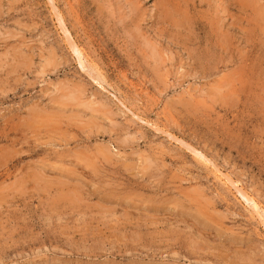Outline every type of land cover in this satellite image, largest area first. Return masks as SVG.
I'll return each mask as SVG.
<instances>
[{"label": "rangeland", "instance_id": "374dc122", "mask_svg": "<svg viewBox=\"0 0 264 264\" xmlns=\"http://www.w3.org/2000/svg\"><path fill=\"white\" fill-rule=\"evenodd\" d=\"M0 264H264V0H0Z\"/></svg>", "mask_w": 264, "mask_h": 264}, {"label": "bare ground", "instance_id": "6f19581e", "mask_svg": "<svg viewBox=\"0 0 264 264\" xmlns=\"http://www.w3.org/2000/svg\"><path fill=\"white\" fill-rule=\"evenodd\" d=\"M76 46V45H75ZM78 50V49H77ZM77 50H75V54H77L78 56H80V54H79V51H77ZM79 59H81V58H79ZM80 62H81V60H79ZM83 62H81V65H83L82 64ZM172 138H174V137H172ZM176 141H177V139H175ZM219 173H221V175L223 174L222 172H219ZM223 177V176H222ZM229 181V180H228ZM236 183V182H235ZM230 185H232L231 183H230ZM232 187V186H231ZM235 190V189H234ZM238 191V194L242 197V199L244 200V201H246L247 203H249V204H251V205H253V207H255L256 208V205H255V203L253 202V200L251 199V198H249L248 197V195H245L243 192H241L239 189L237 190ZM237 194V193H236ZM261 212V211H260ZM257 216V215H256ZM260 218V217H259ZM261 219V218H260Z\"/></svg>", "mask_w": 264, "mask_h": 264}]
</instances>
